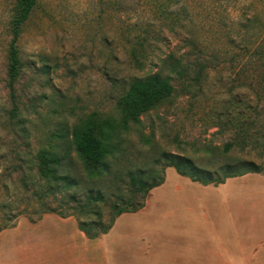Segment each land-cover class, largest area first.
<instances>
[{"label": "rangeland", "instance_id": "1", "mask_svg": "<svg viewBox=\"0 0 264 264\" xmlns=\"http://www.w3.org/2000/svg\"><path fill=\"white\" fill-rule=\"evenodd\" d=\"M19 1L0 0V185L7 184L11 190L6 193L7 189H0V201H7L14 210H24L30 199L22 183L39 178L41 152L55 144V136L70 134L88 118L99 136L109 120L125 119L119 101L132 80L162 72L171 78L173 94L143 114L140 123H131L127 134L130 158L136 168L164 169L165 182L170 179L168 201L192 206L193 220L206 222L198 237L186 239L184 220L180 219L183 230L162 242L170 241L176 247L190 244L191 253H250L244 243L247 236L243 235L241 242L234 239L232 228L237 225L244 230L252 214H264V173L227 179L225 185L204 186L180 176L173 167H164L167 163L161 156H185L212 171L227 160L223 149L232 135L222 129L219 117L228 90L240 83V69L228 63V40L239 38L237 24L241 20L260 17L264 24V0H37L16 42L20 75L12 94L10 47ZM166 8L168 12L184 9L187 13L180 18L164 15ZM169 56L181 60L187 73L173 71ZM258 71L262 73V69ZM259 87L256 83L238 88L236 93L254 101ZM260 121L264 124V109ZM258 152L251 150L252 158L258 160ZM231 153L247 156L239 149ZM156 160L157 166L152 164ZM154 190L145 204L147 207L150 201L151 218L156 206ZM61 200L57 198L53 208L62 209ZM252 201L261 207L252 208ZM32 204L18 217L19 228L0 233V264H61L63 254L43 245L55 241L58 246L60 238L71 230L56 226L66 222L79 228L76 217L51 213L32 223L41 206ZM104 213L108 217L110 208L105 207ZM211 232L230 237L218 241L208 236ZM100 240L97 253L83 245L81 264H123L129 259L130 254L121 258L120 245L108 261ZM160 247L155 244L153 251Z\"/></svg>", "mask_w": 264, "mask_h": 264}, {"label": "trees", "instance_id": "2", "mask_svg": "<svg viewBox=\"0 0 264 264\" xmlns=\"http://www.w3.org/2000/svg\"><path fill=\"white\" fill-rule=\"evenodd\" d=\"M36 5L37 0L19 1V15L14 23V38L10 47L9 87L12 94L20 75L16 42ZM185 13L184 9L168 12V8L163 12L164 15L179 18ZM263 25L260 17L241 20L237 24L239 38L230 37L228 40V63L232 68L240 69V83L228 90V99L219 117L222 129L232 135L223 149L227 160L218 170L212 171L198 166L191 158L165 153L161 156L167 163L164 167H173L180 176L204 186L225 185L227 179L264 173V124L260 121L264 109ZM134 57L139 63L135 53ZM169 57L173 60V71L182 75L187 73L188 69L181 60ZM259 69H262L261 74ZM256 83L260 87L254 93V101L236 93V89L243 90ZM173 91L171 78L162 72L136 77L119 101L125 119L109 120L99 136L94 133L92 118L80 121L70 134H57L55 144L41 152L39 178L24 179L22 183V189L29 195L30 205L27 204L24 210H14L7 201H0V233L16 227L18 217L24 215L33 202L41 206L35 211L37 217L31 219L32 223L40 221L45 214H57L62 218L74 216L79 229L90 240L108 234L123 214L143 209L150 192L165 182V172L164 169L136 168L130 158L131 140L127 134L131 123H140L143 114L167 100ZM235 149L247 152V156L232 155ZM251 150H259L258 160L252 158ZM158 163L156 160L152 164L157 166ZM218 172L221 176L217 177ZM0 189L11 192L7 184L0 185ZM59 197L63 207L60 210L52 206ZM105 207L110 208L108 217L104 213Z\"/></svg>", "mask_w": 264, "mask_h": 264}, {"label": "crops", "instance_id": "3", "mask_svg": "<svg viewBox=\"0 0 264 264\" xmlns=\"http://www.w3.org/2000/svg\"><path fill=\"white\" fill-rule=\"evenodd\" d=\"M257 177L263 178V176ZM175 179H177V176L172 181ZM169 183L170 179H167L165 184L154 190L155 195L152 198L155 200L156 206L153 210V218L149 215L150 201H148V206L143 210L137 213L123 214L117 220L113 229L108 234L103 235L101 240L98 239L105 244L104 252L108 261L112 259L115 253V246L120 247L121 245L120 251H123L121 258L126 254H130L129 259L124 261L123 264H264V214L261 213L252 214L250 225L244 230L240 226L237 227V225L232 228L234 239L241 242L242 236H247L244 243H246L250 253H191L193 248L189 246L190 244L176 247L170 241L166 244L163 243L162 241H166L167 237L173 232L177 233L179 230H183V227L179 226L180 219L184 220L182 225L186 229V239L189 236L191 238L198 237L199 231L204 228L203 225L206 223L203 221L201 224L193 220L194 210L192 206L183 207V202L178 205L177 201H168L170 199L167 197L169 195V192H167ZM187 192L185 190V193ZM250 206L252 208L261 207V204L252 201ZM197 220L201 221V218L198 217ZM20 224L16 228H19ZM120 226L121 231H119ZM56 227H61V230H68L69 228L71 233L60 238L58 246L55 245V241H52L44 244L43 247L44 249L48 247L51 252L55 249L63 254L61 264H81L83 245L86 248L92 247L97 253L98 245L96 243L98 240L88 239L77 226L61 222ZM136 227L139 228L137 231L135 230ZM208 236L214 237L218 241L230 237H226V234L220 235L212 232ZM155 244L161 247L159 250L154 249L153 251ZM120 251L119 253H121Z\"/></svg>", "mask_w": 264, "mask_h": 264}]
</instances>
